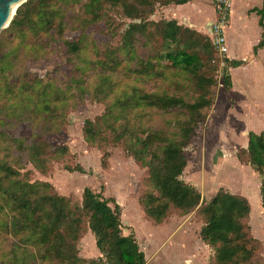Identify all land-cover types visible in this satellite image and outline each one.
<instances>
[{"label": "trees", "instance_id": "obj_1", "mask_svg": "<svg viewBox=\"0 0 264 264\" xmlns=\"http://www.w3.org/2000/svg\"><path fill=\"white\" fill-rule=\"evenodd\" d=\"M186 1L25 0L16 8L8 25L0 31V243L6 246L0 254V264H78V243L87 230L93 233L100 253L90 259L93 264H146L135 238L122 233L120 206L113 198L85 187L80 203L72 204L67 197L51 191L48 181H30L27 173L20 170L23 159L44 171L51 159L66 153L65 146L44 144L39 139L59 129L57 121L61 123L67 91L49 77L27 71L26 63L41 59L47 47L53 48L58 41L65 53H81L82 37L63 38L75 6L86 15L88 23L102 19L105 3L119 4L123 14L131 19L121 33L122 45L110 52L112 60L103 61L105 67L115 69L123 61L135 79L145 80L162 75V67L176 69L186 73L196 87L197 94L188 100L164 90L130 84L120 94H113V102L101 118L118 109L133 111L136 116L147 108L169 114L167 128L171 130L134 126L135 123L128 126L129 120L119 128L105 120L104 126L110 129L112 139H123L125 149L147 167L153 189L141 196L139 203L154 223H162L174 212L186 214L200 204V192L180 176L186 166L183 148L197 124L204 120L202 110L211 103L209 87L213 76L207 75L204 68L214 61L216 48L208 35L174 19L149 24L134 21L142 12L150 14L154 3L162 6ZM252 10L259 15L262 29L261 38L253 47L256 52L264 46V0L261 7ZM148 26H152L149 34L157 42L155 62L139 57L134 46L135 37L144 35ZM243 62L222 59L230 67ZM222 82L225 87L230 86L226 71ZM19 124L31 128L28 138L15 133ZM84 135L89 142L108 139L90 120L85 121ZM236 157L259 173V197L264 209V130L248 131L246 146L236 151ZM200 213L203 224L199 235L213 249L208 264H264L262 243L252 236L247 223L250 205L246 197L219 188L202 205Z\"/></svg>", "mask_w": 264, "mask_h": 264}, {"label": "rangeland", "instance_id": "obj_2", "mask_svg": "<svg viewBox=\"0 0 264 264\" xmlns=\"http://www.w3.org/2000/svg\"><path fill=\"white\" fill-rule=\"evenodd\" d=\"M246 1L252 5L261 3V0ZM232 2L235 16L243 6L241 0ZM151 8L150 14L142 12L134 21L144 20L149 24L150 21L166 19L161 5L154 3ZM102 13L100 21L88 23L82 10L76 6L73 8L70 27L64 32L63 38L82 37L83 49L78 56L65 53L62 43L58 41L53 44V48L47 47L41 59L26 63L27 71L39 77H49L52 83L67 91L68 101L62 108L61 123L57 121L59 129L43 134L39 139L40 142L45 141L44 144L65 146L66 153L51 159L44 171L23 159L24 167L20 170L27 173L30 181H48L52 186L51 191L67 197L72 204L80 203L83 189L89 187L94 192H100L103 197L124 204V216L135 218L137 210L142 211L140 197L153 189L148 170L125 149L123 139L116 141L110 137L111 131L108 126L105 127V120L117 128L129 120L128 126L135 123L134 126L171 130L167 128L170 116L150 108L145 109L141 116L121 109L109 117L101 116L113 102V94H120L130 84L148 90H164L188 100H192L197 91L187 74L180 70L162 67V75L150 76L145 80L135 79L123 61L115 69L105 67L103 61L112 60L110 52L122 45L121 33L131 19L123 14L119 4L105 3ZM232 22L231 15L230 24L228 22L229 26L224 30L225 42L233 55L242 58L248 55L247 43L255 41L259 26L256 16L252 15L244 30L235 24L232 28ZM151 27L148 26L144 35L135 37L134 46L139 57L155 62L157 42L149 34ZM199 32L208 35V32ZM213 57L214 61L204 68L207 75L213 76V83L209 87L211 103L202 110L205 118L197 124L189 143L183 148L186 166L180 176L200 192L201 202L186 214L171 213L161 223H176L175 228L183 227L192 244L191 248L203 254L204 264L211 261L213 249L199 235L203 224L200 208L221 187L233 194L245 192L250 200L255 198L257 175L250 171L246 163L236 158V151L246 146L248 131L264 130V49L256 58L247 56L245 64L234 68L222 63L227 52H215ZM160 61L164 64V60ZM212 64L217 66L213 67ZM224 71L230 75L229 87H225L222 82ZM86 120L94 122L97 130L108 139L87 141L84 135ZM15 133L28 138L31 128L19 124ZM251 204V216L247 223L252 236L261 241L260 253L264 257V210L255 206L253 201ZM80 249L79 241L78 256L81 260L78 264H93L90 259L95 258ZM5 251L6 246L0 243V254Z\"/></svg>", "mask_w": 264, "mask_h": 264}, {"label": "crops", "instance_id": "obj_3", "mask_svg": "<svg viewBox=\"0 0 264 264\" xmlns=\"http://www.w3.org/2000/svg\"><path fill=\"white\" fill-rule=\"evenodd\" d=\"M262 1L263 0H261L260 5H252L245 3L247 2L246 0H241L243 9L233 16L236 11L233 10L235 8L233 7V2L231 0L232 6L229 12V24L232 15V28L233 24H235L238 28V25H240L242 30L247 27L246 22L249 20V16H256V22L259 26V33L257 34L255 41L247 43L249 52L247 56H252L253 58H256L260 51L264 49L263 46L258 48L256 52H253V47L261 38L262 29L258 22L259 15L252 9L261 7ZM161 11L163 16L167 19H174L179 24H183L190 28L204 32H208V27L216 19V12L210 0H188L179 4L170 3L167 5H162ZM229 24L227 23L228 26ZM247 56H243L242 58L237 57V55H233V53L227 47V57L230 59L244 60ZM243 64L245 63L243 62L242 65ZM240 66L241 65L236 67ZM248 167L250 171L254 173V175H257L255 198L250 200V197H248L245 192H242L238 195L246 197L247 200L249 199V215L251 216L252 201L255 203V206L258 205L262 210L264 209L261 206L259 197L260 175L253 168H251V166L248 165ZM118 205L120 206L121 231L123 234H131L135 238L139 245V249L143 252L146 264H204L203 254L199 250L191 248L192 244L189 241L188 234L183 227L180 226L175 228L176 226L174 225H176V223H173V225L172 223L164 225L161 223L156 224L152 221L154 223L153 224L149 219L145 218V213L141 206L140 208L142 211L138 209L135 218H130L127 215L124 216V204L118 203ZM157 231H160V233L156 234ZM154 241H156V243ZM80 247V250H84L89 254V257L96 258L100 255L95 246L94 235L90 230H87L81 237Z\"/></svg>", "mask_w": 264, "mask_h": 264}, {"label": "built area", "instance_id": "obj_4", "mask_svg": "<svg viewBox=\"0 0 264 264\" xmlns=\"http://www.w3.org/2000/svg\"><path fill=\"white\" fill-rule=\"evenodd\" d=\"M216 12V19L208 27V35L219 54L227 52L224 30L229 20L231 0H210Z\"/></svg>", "mask_w": 264, "mask_h": 264}, {"label": "water", "instance_id": "obj_5", "mask_svg": "<svg viewBox=\"0 0 264 264\" xmlns=\"http://www.w3.org/2000/svg\"><path fill=\"white\" fill-rule=\"evenodd\" d=\"M25 0H0V31L6 27L16 8Z\"/></svg>", "mask_w": 264, "mask_h": 264}]
</instances>
